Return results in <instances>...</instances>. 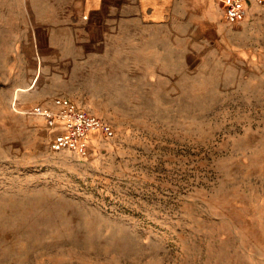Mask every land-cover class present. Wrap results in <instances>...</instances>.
Instances as JSON below:
<instances>
[{"label": "rangeland", "instance_id": "1", "mask_svg": "<svg viewBox=\"0 0 264 264\" xmlns=\"http://www.w3.org/2000/svg\"><path fill=\"white\" fill-rule=\"evenodd\" d=\"M50 5L0 0V264H264V2L91 62L32 58ZM66 97L87 155L31 112Z\"/></svg>", "mask_w": 264, "mask_h": 264}, {"label": "crops", "instance_id": "2", "mask_svg": "<svg viewBox=\"0 0 264 264\" xmlns=\"http://www.w3.org/2000/svg\"><path fill=\"white\" fill-rule=\"evenodd\" d=\"M49 12L50 22L34 25L28 42L32 58L45 62L133 55L145 44L153 54L184 28L221 29L225 19L215 0H51Z\"/></svg>", "mask_w": 264, "mask_h": 264}, {"label": "built area", "instance_id": "3", "mask_svg": "<svg viewBox=\"0 0 264 264\" xmlns=\"http://www.w3.org/2000/svg\"><path fill=\"white\" fill-rule=\"evenodd\" d=\"M223 6L226 22L238 24L248 14L249 0H215ZM263 3L264 0H256ZM56 109L43 104L34 105L31 112L49 121H58L62 131L50 142L53 150L68 148L80 155H87L89 145L96 135L110 137L112 126L102 117L79 106L66 97L57 100Z\"/></svg>", "mask_w": 264, "mask_h": 264}]
</instances>
